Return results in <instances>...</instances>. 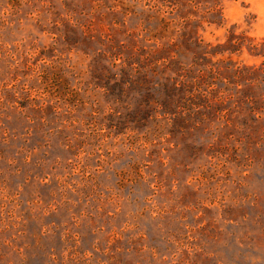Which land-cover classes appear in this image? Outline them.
<instances>
[{"label":"rangeland","instance_id":"1","mask_svg":"<svg viewBox=\"0 0 264 264\" xmlns=\"http://www.w3.org/2000/svg\"><path fill=\"white\" fill-rule=\"evenodd\" d=\"M0 264H264V0H0Z\"/></svg>","mask_w":264,"mask_h":264}]
</instances>
